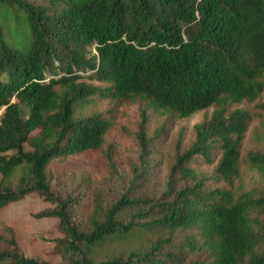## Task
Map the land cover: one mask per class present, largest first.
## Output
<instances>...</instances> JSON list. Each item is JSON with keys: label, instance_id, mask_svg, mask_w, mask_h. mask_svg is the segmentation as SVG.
<instances>
[{"label": "trees", "instance_id": "trees-1", "mask_svg": "<svg viewBox=\"0 0 264 264\" xmlns=\"http://www.w3.org/2000/svg\"><path fill=\"white\" fill-rule=\"evenodd\" d=\"M7 9L25 28L11 34L0 19V209L30 192L51 202L36 216L58 220L59 264H264V193L235 185L254 119L238 105L264 91V0H0ZM136 99L177 118L212 109L172 164L168 196L121 198L81 224L79 201L54 192L48 167L102 152L115 115L96 105ZM256 107L264 141V102ZM245 162L264 179V152ZM205 163H215L210 177L196 169ZM142 232L168 236L94 256ZM8 245L0 264H51L24 255L11 230Z\"/></svg>", "mask_w": 264, "mask_h": 264}, {"label": "rangeland", "instance_id": "rangeland-1", "mask_svg": "<svg viewBox=\"0 0 264 264\" xmlns=\"http://www.w3.org/2000/svg\"><path fill=\"white\" fill-rule=\"evenodd\" d=\"M30 1L45 3L49 0ZM5 13H0V19L10 17L11 34L22 32L25 25L14 19V11L7 9ZM87 81L99 84L94 80ZM259 102H264V91L256 100L238 105L253 111L254 119L244 138L240 153L241 174L235 182L236 186L245 189L254 186L256 194L264 193V179L260 178L255 168L247 165L245 158L248 151L264 152V141L253 135L256 128L260 130L259 109L256 107ZM96 109H112L115 115L104 150L57 159L47 171L54 192L65 193L79 201L77 218L81 224H85L91 214L98 215L121 198L155 199L168 196L171 193L169 187L177 183H169L170 168L176 157L192 145L195 139L194 125L203 118L205 111L210 112L212 108L195 111L183 118L167 115L143 99L120 102L103 100L96 105ZM214 167L215 163L196 165L197 171L205 177L212 175ZM52 208L51 202L30 192L0 209V249H8L11 230L24 255L51 264L61 263V257L55 252L52 242L63 236L58 229L57 218L36 216ZM119 216L128 218L129 213L121 211ZM173 235H176L175 239ZM167 236L163 233L142 232L99 247L94 251V256L101 259L126 255L133 250L142 251L156 237ZM172 236V242L176 244L182 239V233L179 232Z\"/></svg>", "mask_w": 264, "mask_h": 264}]
</instances>
